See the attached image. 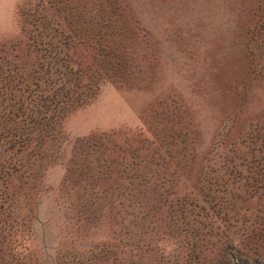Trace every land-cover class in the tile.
Listing matches in <instances>:
<instances>
[{"label":"rangeland","instance_id":"1","mask_svg":"<svg viewBox=\"0 0 264 264\" xmlns=\"http://www.w3.org/2000/svg\"><path fill=\"white\" fill-rule=\"evenodd\" d=\"M0 264H264V0H0Z\"/></svg>","mask_w":264,"mask_h":264}]
</instances>
